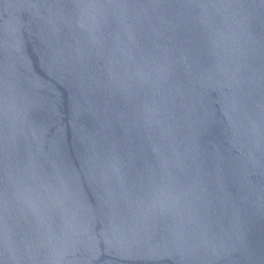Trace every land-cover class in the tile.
<instances>
[{
    "label": "water",
    "instance_id": "95a60500",
    "mask_svg": "<svg viewBox=\"0 0 264 264\" xmlns=\"http://www.w3.org/2000/svg\"><path fill=\"white\" fill-rule=\"evenodd\" d=\"M0 264H264V0H0Z\"/></svg>",
    "mask_w": 264,
    "mask_h": 264
}]
</instances>
